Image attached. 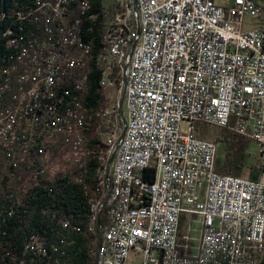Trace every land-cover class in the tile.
Returning a JSON list of instances; mask_svg holds the SVG:
<instances>
[{
  "label": "built area",
  "instance_id": "obj_1",
  "mask_svg": "<svg viewBox=\"0 0 264 264\" xmlns=\"http://www.w3.org/2000/svg\"><path fill=\"white\" fill-rule=\"evenodd\" d=\"M87 5L36 0L17 15L14 53L1 70L0 198L11 201L0 215L53 183L50 148L58 137L68 147L66 165L82 175L77 96L90 54ZM102 7V88L123 89L126 130L109 191L101 187L98 196L97 214L106 208L108 223L94 264H264V0H102ZM11 74L18 87L1 109ZM119 109L108 112L117 117ZM196 125L255 142L259 178L251 180L249 169L217 173L216 144L194 136ZM116 138L103 139L101 185ZM184 215L199 218L197 244L181 230ZM96 230L95 219L90 233ZM27 248L46 253L36 238Z\"/></svg>",
  "mask_w": 264,
  "mask_h": 264
},
{
  "label": "trees",
  "instance_id": "obj_2",
  "mask_svg": "<svg viewBox=\"0 0 264 264\" xmlns=\"http://www.w3.org/2000/svg\"><path fill=\"white\" fill-rule=\"evenodd\" d=\"M35 1L0 0V86L3 83L1 70L10 64L14 53L9 40L18 31L17 15L30 12ZM87 12H93L87 30L90 54L84 94L77 96L82 105L83 118L79 142L84 144L86 154L82 175L77 167L69 168L66 165L64 157L68 147L65 146L64 139L58 137L50 148V157L57 165L53 183L27 193L23 206L17 207L10 216L0 215V264H94L95 246L100 237L97 230L92 234L90 229L95 219L96 229L98 225L102 229L108 223V215L106 208H102L97 214L91 205L98 200L100 188L107 193L111 183L110 168L109 178L106 180L105 175L103 184L99 183L101 168L105 166L103 139L107 134L116 133L117 142L122 124L121 109L118 110L117 117L106 109L101 84L102 64L96 63L97 57L105 48L102 0H90ZM14 76L15 74H11L6 83L1 109L10 105L9 99L17 90L18 84ZM213 142L222 144L221 157L216 156L215 161L217 173L241 176L245 169H249L248 176L251 180L259 178L261 171H258L255 163L248 167L245 165L248 141L243 137L223 128L215 135ZM80 176L81 181L78 180ZM10 201L11 199L3 198L1 193L0 207H8ZM65 221L69 223L68 229L62 227ZM32 238H36L41 247L45 248V254H38L35 249L27 248Z\"/></svg>",
  "mask_w": 264,
  "mask_h": 264
},
{
  "label": "rangeland",
  "instance_id": "obj_3",
  "mask_svg": "<svg viewBox=\"0 0 264 264\" xmlns=\"http://www.w3.org/2000/svg\"><path fill=\"white\" fill-rule=\"evenodd\" d=\"M123 93L122 91L119 93V87H112L108 88L104 91V98H105V104H106V109L109 111L113 107H120L121 113L120 114V122L122 124V118L125 117V108L123 101L121 103V96ZM182 132H187L188 129V124L183 123L182 124ZM120 129L119 133L121 134ZM220 129L215 128V127H209L206 125H196L195 130L193 132L194 136L198 138H202L208 141H213L215 135L218 133ZM119 137V135H118ZM245 139V138H244ZM248 141L247 139H245ZM82 142V141H81ZM116 143V142H115ZM216 148H217V158L221 157L222 154V144L221 143H215ZM115 146V145H114ZM256 153H257V145L253 141H248V144L245 149V165L248 167L249 165H252V163H256L257 158H256ZM111 152L108 154V158L110 157ZM53 170L55 171L57 169V165L53 162ZM247 170L245 169L244 173L242 174L243 176H247ZM53 171V172H54ZM200 229H201V224L199 222L198 216H190V215H184L181 218V230L183 233H186L188 231L189 237H190V243L191 244H197V240L200 237Z\"/></svg>",
  "mask_w": 264,
  "mask_h": 264
},
{
  "label": "water",
  "instance_id": "obj_4",
  "mask_svg": "<svg viewBox=\"0 0 264 264\" xmlns=\"http://www.w3.org/2000/svg\"><path fill=\"white\" fill-rule=\"evenodd\" d=\"M135 11H136L135 13H137V9H135ZM121 103H122V98H121ZM121 114H122V113H121ZM125 130H126V118L123 117V118H122V131H121V134H120V136H119L117 142L115 143L114 149H113V151L111 152L110 157H109L108 160H107L106 180L109 178V168H110L111 162H112V160H113V158H114V156H115L116 150H117L119 144L121 143V141H122V139H123V137H124ZM97 231H98V236L100 237V235H101V228H100L99 225L97 226Z\"/></svg>",
  "mask_w": 264,
  "mask_h": 264
},
{
  "label": "bare ground",
  "instance_id": "obj_5",
  "mask_svg": "<svg viewBox=\"0 0 264 264\" xmlns=\"http://www.w3.org/2000/svg\"><path fill=\"white\" fill-rule=\"evenodd\" d=\"M103 53L99 54V56L97 57V64H102V61L104 59V56H105V48L103 49ZM102 84V82H101ZM98 200H95L92 202V209L94 212H97L98 211ZM217 249H225V242H217ZM214 264H225V261L223 260H215V263Z\"/></svg>",
  "mask_w": 264,
  "mask_h": 264
},
{
  "label": "crops",
  "instance_id": "obj_6",
  "mask_svg": "<svg viewBox=\"0 0 264 264\" xmlns=\"http://www.w3.org/2000/svg\"><path fill=\"white\" fill-rule=\"evenodd\" d=\"M96 247V246H95Z\"/></svg>",
  "mask_w": 264,
  "mask_h": 264
}]
</instances>
